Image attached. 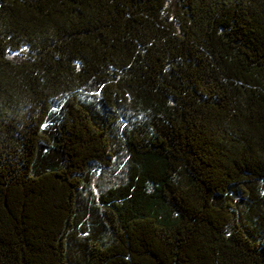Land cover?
Segmentation results:
<instances>
[{
  "label": "trees",
  "instance_id": "16d2710c",
  "mask_svg": "<svg viewBox=\"0 0 264 264\" xmlns=\"http://www.w3.org/2000/svg\"><path fill=\"white\" fill-rule=\"evenodd\" d=\"M0 264H264V0H0Z\"/></svg>",
  "mask_w": 264,
  "mask_h": 264
},
{
  "label": "rangeland",
  "instance_id": "374dc122",
  "mask_svg": "<svg viewBox=\"0 0 264 264\" xmlns=\"http://www.w3.org/2000/svg\"><path fill=\"white\" fill-rule=\"evenodd\" d=\"M124 168L122 167L121 160H117L112 168L103 169L95 168L92 171V183L85 192L90 201L96 199L105 191L113 188L124 177Z\"/></svg>",
  "mask_w": 264,
  "mask_h": 264
}]
</instances>
